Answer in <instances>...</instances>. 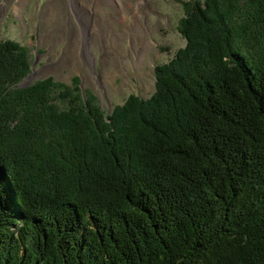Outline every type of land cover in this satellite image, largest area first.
I'll return each instance as SVG.
<instances>
[{
  "label": "trees",
  "instance_id": "16d2710c",
  "mask_svg": "<svg viewBox=\"0 0 264 264\" xmlns=\"http://www.w3.org/2000/svg\"><path fill=\"white\" fill-rule=\"evenodd\" d=\"M182 9L109 115L0 41V264H264V0Z\"/></svg>",
  "mask_w": 264,
  "mask_h": 264
},
{
  "label": "rangeland",
  "instance_id": "374dc122",
  "mask_svg": "<svg viewBox=\"0 0 264 264\" xmlns=\"http://www.w3.org/2000/svg\"><path fill=\"white\" fill-rule=\"evenodd\" d=\"M17 1L0 0V41L9 39L28 49L32 76L23 82L51 77L71 86V80L78 78L81 95L84 98L90 95L106 115L129 95L149 98L154 92V67L168 63L185 43L178 30L184 0H146L147 6L139 9L141 27L148 24L150 28L146 36L140 31L149 46L141 62L143 48L138 36L134 37L136 42L127 36L114 45L106 42L102 48L92 46L89 55L82 54L88 37L81 45L84 29L80 28V21L85 24L87 19L74 0H26L16 12ZM82 1L86 5L92 2ZM98 1L99 21L106 25L113 20L112 30L123 36L118 4L115 0ZM136 1L128 0L130 8L125 12L128 21L136 9Z\"/></svg>",
  "mask_w": 264,
  "mask_h": 264
},
{
  "label": "bare ground",
  "instance_id": "6f19581e",
  "mask_svg": "<svg viewBox=\"0 0 264 264\" xmlns=\"http://www.w3.org/2000/svg\"><path fill=\"white\" fill-rule=\"evenodd\" d=\"M74 2H75V5L78 9L81 8L83 10L84 16L87 19V22L85 24L81 23V21H80V28L84 29V31H81V37L83 40V43L81 42L82 43L81 45H84L85 39L88 37V40L86 43V50L84 49L82 54L86 53L89 55L92 52L91 50H93L92 46L102 48L106 42H110L111 44L114 45L115 43L120 42L122 39H124L127 36L132 37L133 41L136 42L134 40V37L138 36L139 41L142 43V48H143L142 49L143 54L141 55L139 62H141V60L145 58V55H146L147 51L149 50V46H148V43H146V41H145L146 39L142 38L140 31L142 30L144 32V35L146 36V33L150 32V28H149L148 24L144 28L141 27L139 9L141 7L147 6L146 0H137L136 1V9H134V11L130 17V21H128L125 17L126 16L125 15L126 10L130 8V3L128 2V0H115L116 4H118V8L120 9L119 10L120 13L122 14V23L124 25L123 36H121L120 34H118L112 30L114 28L113 20L108 21V23L106 25H103L99 21L98 10H99L100 4H99L98 0H92V2L87 4V5L82 0H74ZM25 3H26V0H18L17 5L15 6V11L18 12L25 5ZM69 5H70V3H69ZM73 40H74V38H73ZM78 52H79V50H78ZM77 54H79V53H77ZM105 59L106 58H104V60ZM78 62H80V61H78Z\"/></svg>",
  "mask_w": 264,
  "mask_h": 264
},
{
  "label": "water",
  "instance_id": "95a60500",
  "mask_svg": "<svg viewBox=\"0 0 264 264\" xmlns=\"http://www.w3.org/2000/svg\"><path fill=\"white\" fill-rule=\"evenodd\" d=\"M31 76H32L31 73H29L28 76L24 80H28ZM23 81L19 84V87H26L27 85L30 84V83H24Z\"/></svg>",
  "mask_w": 264,
  "mask_h": 264
}]
</instances>
